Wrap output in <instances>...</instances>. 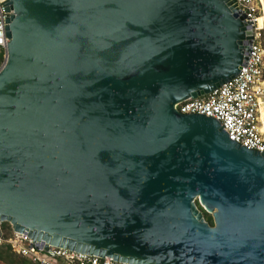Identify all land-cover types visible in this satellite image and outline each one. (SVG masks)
Returning a JSON list of instances; mask_svg holds the SVG:
<instances>
[{"label": "water", "instance_id": "water-1", "mask_svg": "<svg viewBox=\"0 0 264 264\" xmlns=\"http://www.w3.org/2000/svg\"><path fill=\"white\" fill-rule=\"evenodd\" d=\"M1 3L0 221L132 264H264V154L175 108L245 64L236 0Z\"/></svg>", "mask_w": 264, "mask_h": 264}, {"label": "built area", "instance_id": "built-area-1", "mask_svg": "<svg viewBox=\"0 0 264 264\" xmlns=\"http://www.w3.org/2000/svg\"><path fill=\"white\" fill-rule=\"evenodd\" d=\"M245 12L254 35L245 64L239 73L210 93L187 98L175 105L182 114H202L218 120L229 138L250 150L264 154V15L262 0H236ZM9 14L0 0V50L5 57ZM0 221V246L9 245L19 256L34 264H132L39 242L28 234L6 227Z\"/></svg>", "mask_w": 264, "mask_h": 264}, {"label": "trees", "instance_id": "trees-1", "mask_svg": "<svg viewBox=\"0 0 264 264\" xmlns=\"http://www.w3.org/2000/svg\"><path fill=\"white\" fill-rule=\"evenodd\" d=\"M5 61V54L3 50H0V67ZM200 210L203 212L204 217L208 223L212 226L214 225V220L211 214L207 213L200 205L197 203ZM8 226V225H7ZM0 262L4 264H34L27 258L17 255L9 245L0 246Z\"/></svg>", "mask_w": 264, "mask_h": 264}, {"label": "bare ground", "instance_id": "bare-ground-1", "mask_svg": "<svg viewBox=\"0 0 264 264\" xmlns=\"http://www.w3.org/2000/svg\"><path fill=\"white\" fill-rule=\"evenodd\" d=\"M262 1L264 3V0H262ZM258 21H259V26L264 27V15ZM263 131H264V127H263Z\"/></svg>", "mask_w": 264, "mask_h": 264}, {"label": "rangeland", "instance_id": "rangeland-1", "mask_svg": "<svg viewBox=\"0 0 264 264\" xmlns=\"http://www.w3.org/2000/svg\"><path fill=\"white\" fill-rule=\"evenodd\" d=\"M1 68V67H0ZM8 225V226H7ZM6 227L8 228V229H12V226L10 225V223H6ZM0 264H4V263H2V262H0Z\"/></svg>", "mask_w": 264, "mask_h": 264}]
</instances>
